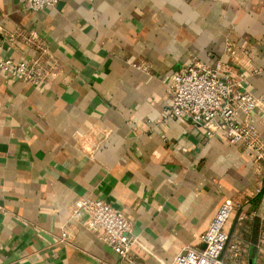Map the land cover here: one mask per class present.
Returning a JSON list of instances; mask_svg holds the SVG:
<instances>
[{"label": "crops", "instance_id": "0c3cea01", "mask_svg": "<svg viewBox=\"0 0 264 264\" xmlns=\"http://www.w3.org/2000/svg\"><path fill=\"white\" fill-rule=\"evenodd\" d=\"M0 54L55 73L31 85L0 67V264H130L73 217L83 198L125 213L132 257L148 264L205 248L230 203L241 253L224 263L264 264V161L165 117L172 77L191 59L222 60L264 93V0H60L40 11L0 0ZM253 123L264 145L260 110Z\"/></svg>", "mask_w": 264, "mask_h": 264}, {"label": "built area", "instance_id": "2783aa9c", "mask_svg": "<svg viewBox=\"0 0 264 264\" xmlns=\"http://www.w3.org/2000/svg\"><path fill=\"white\" fill-rule=\"evenodd\" d=\"M59 3L60 0H27V8L40 11L57 8ZM0 67L9 77L31 85L43 84L49 75L55 74L40 59L15 63L1 54ZM232 67L222 60L211 65L198 59H191L182 65L169 86L165 117L198 124L211 137L223 133L232 144H242L246 149L254 150L259 163L264 161V145L254 126L253 112L260 110L264 114V93L255 96L246 91L243 85L246 73L236 76ZM261 190L264 192V186ZM234 211L232 204H223L202 236L205 248L198 250L188 246L171 264H225L223 256L227 250L238 258L240 245L232 243L226 231ZM73 217L91 230L103 231V240L122 260L130 264H148L132 257V248L137 243L132 234V223L123 211L112 204L83 198L76 202ZM240 219L247 220L248 217L242 214ZM261 220L256 248L258 256L264 261V215H261ZM58 240L68 243L69 232L64 231Z\"/></svg>", "mask_w": 264, "mask_h": 264}]
</instances>
